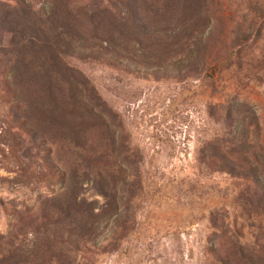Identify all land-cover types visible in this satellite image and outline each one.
Masks as SVG:
<instances>
[{
  "label": "rangeland",
  "instance_id": "1",
  "mask_svg": "<svg viewBox=\"0 0 264 264\" xmlns=\"http://www.w3.org/2000/svg\"><path fill=\"white\" fill-rule=\"evenodd\" d=\"M185 1L0 0V264H264V0Z\"/></svg>",
  "mask_w": 264,
  "mask_h": 264
},
{
  "label": "trees",
  "instance_id": "2",
  "mask_svg": "<svg viewBox=\"0 0 264 264\" xmlns=\"http://www.w3.org/2000/svg\"><path fill=\"white\" fill-rule=\"evenodd\" d=\"M205 2L202 1V0H186L184 2V7L186 9H188L189 11V14H190V17L194 20H199L201 17V14L204 12V9H203V6H204ZM91 11V12H90ZM95 9H90L88 12L91 14L89 17L90 19L94 18L95 16V13H94ZM93 13V14H92ZM129 18L127 15H112L111 18H110V21L108 23V26H109V30H111L112 32H117V30H121L119 31V36H122L124 30L127 31V29H125L124 27H121L119 28L118 24L117 23H126L128 22L126 19ZM92 21V20H91ZM100 25V24H99ZM99 25H97L95 28L96 29H99ZM123 25V24H122ZM104 28V31H106V26L103 27ZM128 32V31H127ZM129 33H133V31L131 30ZM111 35V33H110ZM112 38L113 36H111V43L109 42V44H112ZM37 39V38H36ZM114 45V44H113ZM104 111V110H103ZM236 142V141H235ZM248 145L245 146V144H238V145H234L233 144V147L230 148V150H228L226 153H230L231 156H233V158H228L226 156L225 153H223L221 151V149L217 146L213 147L212 149V152L213 154H222L224 155V157L226 159H224L222 162L218 163L216 166H217V170H226L228 173H239V174H243L244 173V170H243V160L242 158L238 159L239 157H241V155L243 153H247L248 152ZM220 154V155H221ZM245 160V158H243ZM252 164L250 163V172H252L253 174H257V172L259 171V168L263 166V162H256V165L255 166H252ZM72 179H71V184H74L71 185V188H72V191L75 192L76 191H79V189L81 188L80 185H79V181H77V176H75L74 174L71 176ZM98 192L101 194V195H104L105 197L108 196L107 192L105 191L104 189V186L102 184H99V189H98ZM72 197V200L75 199L74 198V195L70 196V198ZM69 198V199H70ZM71 200V201H72ZM110 204V203H109ZM108 205V208L111 207V205ZM70 205L73 207L72 209H74L75 213L74 214H81L83 216V214L85 213V211L82 209L81 207V204L78 203L76 200L73 202H70ZM62 212V211H60ZM89 217L86 215V223L88 224L89 222L92 221H96V217H98V213L95 214L93 212H89Z\"/></svg>",
  "mask_w": 264,
  "mask_h": 264
}]
</instances>
